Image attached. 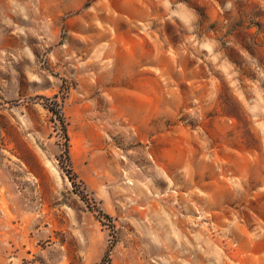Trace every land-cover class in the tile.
<instances>
[{"label": "rangeland", "instance_id": "obj_1", "mask_svg": "<svg viewBox=\"0 0 264 264\" xmlns=\"http://www.w3.org/2000/svg\"><path fill=\"white\" fill-rule=\"evenodd\" d=\"M109 248L264 264V0H0V264Z\"/></svg>", "mask_w": 264, "mask_h": 264}, {"label": "trees", "instance_id": "obj_2", "mask_svg": "<svg viewBox=\"0 0 264 264\" xmlns=\"http://www.w3.org/2000/svg\"><path fill=\"white\" fill-rule=\"evenodd\" d=\"M63 101H64V97H62V99L59 100L58 96H54L53 98H44V105L50 112H52L53 114L52 118L56 122L60 133L65 139L64 154L61 155V160L62 158H65V161L67 163L66 167H67L68 173L70 174L72 182L77 190L78 185L76 183V178L74 177V173L71 168L69 134H68L67 122H66L65 115L62 109ZM78 192L81 195L82 199L85 200L91 208L88 193L85 192L84 190L79 191V189H78ZM92 208H95L94 210L98 212V218L100 220L105 218L106 220L112 222V217L106 211H104L100 207H92ZM112 227L115 228L114 225H112ZM100 264H111L110 248L105 252Z\"/></svg>", "mask_w": 264, "mask_h": 264}]
</instances>
